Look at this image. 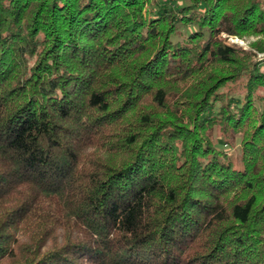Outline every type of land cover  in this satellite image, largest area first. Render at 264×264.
<instances>
[{
  "label": "trees",
  "instance_id": "obj_1",
  "mask_svg": "<svg viewBox=\"0 0 264 264\" xmlns=\"http://www.w3.org/2000/svg\"><path fill=\"white\" fill-rule=\"evenodd\" d=\"M222 34L264 52V0H0V264H264V65Z\"/></svg>",
  "mask_w": 264,
  "mask_h": 264
},
{
  "label": "rangeland",
  "instance_id": "obj_2",
  "mask_svg": "<svg viewBox=\"0 0 264 264\" xmlns=\"http://www.w3.org/2000/svg\"><path fill=\"white\" fill-rule=\"evenodd\" d=\"M180 3L182 4H188L189 0H179ZM160 4V3H158ZM156 8H154L153 6H149L148 10L150 12H153ZM184 31H186L184 29ZM263 38V36H246V37H237V36H228L226 34H222L219 36V39L221 41H223L225 44L235 47L237 49H241L245 52L250 53L253 56V60L256 63H259V65L262 67L264 64H261L262 60H264V52H259L257 51L252 44L256 41H259ZM232 84L230 85L228 88H226V91H233V92H237L240 94V90L237 87V85ZM239 91V92H238ZM221 135V132L219 131V129H216L212 132V137L214 140L217 139V137H219ZM241 141H242V137L239 135L237 137L232 138L229 141V145L228 146H224L227 150V153L229 156H231L235 162L238 163V165L240 164V159H241V153H242V149H241Z\"/></svg>",
  "mask_w": 264,
  "mask_h": 264
}]
</instances>
